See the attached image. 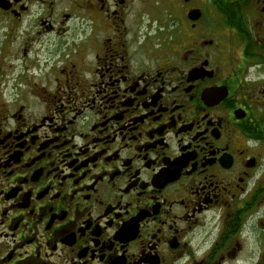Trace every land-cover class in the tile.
I'll return each mask as SVG.
<instances>
[{
  "label": "flooded vegetation",
  "instance_id": "flooded-vegetation-1",
  "mask_svg": "<svg viewBox=\"0 0 264 264\" xmlns=\"http://www.w3.org/2000/svg\"><path fill=\"white\" fill-rule=\"evenodd\" d=\"M0 264H264V0H0Z\"/></svg>",
  "mask_w": 264,
  "mask_h": 264
}]
</instances>
